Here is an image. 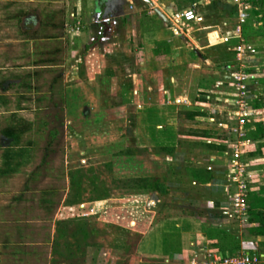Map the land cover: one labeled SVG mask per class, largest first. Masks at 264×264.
<instances>
[{"label":"crops","instance_id":"0c3cea01","mask_svg":"<svg viewBox=\"0 0 264 264\" xmlns=\"http://www.w3.org/2000/svg\"><path fill=\"white\" fill-rule=\"evenodd\" d=\"M97 1H0V194L8 191L5 185L8 176L19 174L24 164L33 161V151L38 144L34 136L48 129L46 123L30 119L28 115L55 113L62 107L64 126L67 129H73L74 126L68 125H73L78 115L87 116L88 112L90 113L91 101H95L94 105L98 107V113L102 114L106 106L99 104L100 99L102 101L104 99L105 104L111 107L116 105L118 100L122 101L130 97V104L134 109L131 115L136 116L138 120L134 128L144 133L135 139L136 152L128 150L129 152L116 154L113 162L115 170L128 171V175H121L119 178L134 181L126 189L127 191L125 190L126 192H119L104 200L106 202L103 208L105 211H110V208H141L148 213L150 217L142 237L136 244V254L146 258L152 264H201L204 259V253H202L204 247L216 250L223 255L235 254L248 248L245 243L251 244L250 240L254 239L259 243L252 247L254 249L258 247L259 253L252 254L260 257L257 264H264V251L261 249L262 245L264 246L263 238L252 234L250 230L245 231L250 226L249 222L243 223L245 227H242L244 229L242 230L229 219L228 188L230 178L234 174L232 162L234 146L227 134L230 130L229 125L219 122L217 127L208 129L209 127L199 123L203 119L216 121L217 118L212 115V112L216 111L213 106L217 100L223 99L226 95L216 93L219 92L216 90L218 87L216 80L208 82L202 75L194 79L189 91L185 84L175 85L176 81L181 80L174 74L159 75L160 68L178 64V54L183 50V46L178 45L179 43L174 45V39H181L182 34L185 36L189 34L182 29L178 31L174 27H154L147 32L148 42L146 43L148 44H144L145 46L138 52L139 64L144 67L140 73L119 76L100 67L95 74H88L87 77L81 78L79 70L83 67V61L86 60L89 52L95 49L97 43L101 47L105 46L120 34V22L126 7L136 10L142 4L129 1L122 11L113 10L117 17L113 18L109 24L110 36L106 42H100L101 37H98L101 36L104 26L101 24V18L99 20L94 18ZM150 1L153 6L142 4L145 8H150L149 12L156 13L157 17L167 22L169 19L176 20L177 14L172 13L171 6L158 4V0ZM231 1L234 2V0ZM246 2L249 3L250 9L249 18L243 30H251L249 19L255 17L256 29L253 30L261 32L260 30L264 27L262 12L264 0L259 7L254 6L251 0ZM199 3L202 2H197L193 8H190L197 18L199 6L202 7ZM219 13L221 14L222 11ZM182 22L193 23L194 21ZM214 27L210 30L204 27L199 29L201 44L197 41L195 46L189 43L190 49L196 51L192 53L196 55L195 58L189 52L185 54L192 60L188 63L189 66L198 67L199 64L211 65L215 62L223 64L225 60L233 65V62L237 60L235 54L230 52L229 46L225 55H219L220 43L210 38L211 35L213 37L216 34L219 35L224 28ZM163 43L164 47L161 46ZM232 44L233 41L229 42L231 47ZM184 47L186 48L187 45ZM254 51L257 57H262L259 61L257 57H254L256 62L253 66L259 72L254 84L255 90L259 89L260 85L264 87V44L255 45ZM192 72L199 75L198 70ZM207 83L211 84V88L205 89ZM128 84L132 87L130 91L126 89ZM196 99L206 102L196 104ZM107 100L110 103H106ZM259 101L258 97L257 102ZM252 104V114L255 116L262 114L264 119V106H260L256 101ZM81 105L87 110L80 112ZM228 107L230 108L231 105ZM174 110H179V115L181 117L183 115L185 123L188 122L187 126L195 129H190L189 134L182 132L179 127L180 122L176 125L170 117ZM193 111H201L204 114L196 116L194 120L187 119L184 113ZM263 119L258 118L256 121L264 126ZM12 127L24 130L16 141L3 133L5 129ZM49 130L53 128L50 127ZM207 131L215 135L220 133L219 136L225 139L203 136ZM257 138L249 137L251 143L247 146H249L248 156L250 157L255 152L260 153L257 144L260 141L263 142L264 138L261 140ZM121 146L124 145L121 143ZM139 148H142L146 154H143V150ZM85 156L79 157L80 162L87 161ZM66 157L68 158V155ZM42 160L43 158L40 161ZM263 165L260 167L263 168ZM73 170H75L73 167L66 169L68 182L69 178L73 177ZM30 174L35 176L37 171ZM174 184L177 187H173ZM53 191L51 188L40 190L39 193L43 196L37 200V205L49 218L16 217L11 220L3 217L5 209L12 213L15 209H17L16 212L20 211L17 201H13L15 205L10 204L0 208V264H5L9 258L17 260L19 264H28L27 258L30 259L35 255L31 250L37 253L42 250V247H29L41 243L13 241L15 234L21 236L30 229L33 232L36 231L34 233L41 231V235H44L47 228L45 222L46 224L50 222L53 228L50 229L47 242L51 237L54 240L56 229L51 221L52 219L60 220L57 219L60 216L59 213L55 214L56 205L60 202L49 201L44 196L51 192L54 194ZM28 209L33 211L35 207L29 205ZM32 222H40V225L36 228L37 225H32L34 224ZM60 229L65 231L68 226L64 224L58 227L57 233ZM63 231L61 236L57 235L54 245H58ZM74 232L75 229L71 233L74 234ZM70 236L71 234L65 240H68ZM71 245L72 243L66 241L61 251L64 250L69 255L73 254ZM59 247L57 246L55 250L59 251ZM29 253L31 255H28Z\"/></svg>","mask_w":264,"mask_h":264},{"label":"rangeland","instance_id":"374dc122","mask_svg":"<svg viewBox=\"0 0 264 264\" xmlns=\"http://www.w3.org/2000/svg\"><path fill=\"white\" fill-rule=\"evenodd\" d=\"M157 2L158 4L171 6L172 13L175 15L181 13L183 10L193 8V5L197 2H202L199 3L202 7L199 6L198 10V18L200 20L195 19L193 23H183L182 19L180 21L169 19L167 22L157 17L156 13L149 12L150 8H145L142 4L136 10L126 7L124 16L120 22V34L110 44L108 43L105 46L101 47L97 43L96 47H94L95 49L89 52L86 60L83 61L84 65L79 70L80 77L85 78L88 74H95L100 67H104L108 72L115 73L119 76L140 73L144 67H141L139 64L138 58L140 54L138 52L145 46L144 44H148L146 43L148 42L147 32L150 29L154 27H174L178 31L182 29L185 33H188L189 37L182 34L181 39H174V45L179 43L178 45H182L184 50L178 54V64L166 65L164 68H160L159 75L170 76L174 74L181 80L179 82L176 81L175 85L185 84L188 91L192 88L190 86H192L196 77L203 76L208 82H212L213 79L216 80V85H218L216 90L219 91L216 93L226 95L224 98L221 97L223 99L217 100L213 106L216 111L212 112V115L217 119L212 122L209 119H203L199 123L209 127L208 129H211L210 127H217L219 122L227 123L230 128L227 134H229V140L233 144L234 150L238 148L242 159L246 156L251 158L252 164L249 167L250 200V198L255 197L258 192L264 189V167L261 168V165L264 164V151L260 153L255 152L250 157L248 156L250 152L249 146H247L251 143L248 138L251 136L254 137L255 135L253 133L260 126L258 124L260 122L256 120L263 118L261 116L262 114L255 116L250 112L245 116L238 114L241 111L240 103L244 100V94L233 88L230 73L237 70L242 62L237 59L231 65V63L229 64L225 60L223 64L215 62L211 65L199 64L198 67H194L189 66L188 63L192 60L189 55L185 54L189 52L195 58L196 55L192 53L196 51L190 49L189 43L195 46L197 45L195 41H197L201 44L200 28L204 27L210 30L211 27L213 28L215 26L214 28L217 29L222 26L224 31L222 30L219 35L216 34L214 37L211 35L210 38L212 41L214 39V42L218 40L220 43L218 46L220 49L219 55H225L228 52L227 49L229 46L230 52L236 56V52L233 50L234 45L237 44V40L241 41L243 38L245 59L250 57L248 67L249 69L252 68L258 76V69L253 66L256 62L254 57H257L254 48L255 45L264 44V27L260 30L261 32H255L253 29H256L254 24L257 20L255 17H250L249 21L252 31L242 30L237 35L238 13L245 6L244 2L246 0H234V2L231 0H158ZM84 9L86 10V8ZM217 11H222L221 14L223 15L219 12L216 14ZM262 12L264 13V11ZM232 41L233 44L231 47L229 42ZM184 45H187V47L185 48ZM161 46L164 47V43ZM160 47L158 48L160 49ZM257 58L259 61L262 57ZM193 70H198L199 75L193 73ZM254 84H256V79L251 83L249 87L250 92L246 96L249 104L252 105L253 101H256L261 106L264 101V87L260 85L259 89L254 90ZM209 88H211V84L207 83L205 89ZM126 89L127 91L132 89L130 84H128ZM257 93H259V96H257ZM258 97L259 102H257ZM100 100L101 102L99 104L106 106V108H103L104 114L98 113V107L94 105L95 101H91L92 108H89L90 113L88 112L87 116H83L82 114L78 115L75 123L68 125L70 127L74 126L73 129H67L64 126L62 107L55 113L51 112L47 114L44 112L32 116L28 115L30 119L33 118L35 121L46 123L48 129L42 132L40 131L34 136L38 144L33 151V161L24 164L21 170L19 169V174L16 173L15 175L11 174L8 176L7 184H5L7 185L8 191H6L7 193L0 194V208L10 204L15 205L13 201H17L16 204L20 207L21 212H16L17 209H15L13 210L15 212L12 213L11 211H5V209L3 211V217L11 220H14L16 217L22 219H30L33 217H37V219L40 217L43 219L46 217L49 218L43 209L37 205V200H40L38 198L43 196V194L39 193L40 190L51 188L54 190V194L51 192L44 196L49 201L55 200L57 203L60 202L56 205L55 210V214L59 213L60 216L57 219L60 220L54 221L52 219L51 221L53 222L52 224H55L56 229L54 240H57V235L61 236L60 234L63 231V229H60L57 233V228L62 227L64 224L68 226V229L63 231V236L58 241L57 246H60L59 251L55 250L57 246L54 245L55 242L51 234L50 241L47 242L50 229L53 228L50 222L47 224L45 222L47 228L44 235H41L42 232L39 230H37L39 233H34L36 231L33 232L30 229L25 234H21V236L15 234L13 241L21 240L28 243H41L37 246H29L42 247V250L39 253L31 250L35 255L31 256L30 259L27 258L28 264H152L146 258L136 254L135 251L136 244L142 237L146 224L148 223V217L142 214L139 215V213H135L134 211H129L128 207H126V210L125 207L110 208V211H105L103 208L106 202L104 200L113 197L119 192H126V189L134 181L119 178L121 175H128V171L115 170V163L113 162L114 155L123 154V152H127L128 150L136 152L137 148L134 146L135 139L138 136L141 137L144 131L134 128L138 120H136V116L131 115L134 109L130 104V97L124 98L122 101L118 100L117 104L113 105L114 107H109L108 104H105L104 99L103 101L102 99ZM106 103H110V101L107 100ZM227 104L231 105V107L229 108ZM82 105L79 106L80 112L87 110ZM208 106L212 108L210 105ZM114 108L116 109L114 110ZM179 113V110H174L170 117L174 121V124L177 125L180 122L179 127H181L182 132L189 134L190 129L195 128L187 126L189 125L188 122L185 123V118L183 115L181 117ZM50 127L53 128L51 130L53 135L49 130ZM243 131L245 132V136L242 137L240 133ZM215 132L217 133L218 131ZM218 134L220 135V133ZM121 143L124 145L123 147ZM257 145L259 151V142ZM122 149L126 150L121 152ZM139 149L143 150L142 148ZM252 149L254 150V148ZM143 154L146 153L144 152ZM66 155H68V158ZM83 156L87 158L86 162H80L79 157L81 158ZM41 158H43V162L40 161ZM66 161L68 162L66 163ZM71 167L75 170H73V177H70L68 182V179H66V169ZM33 171H37L35 176H31L30 174ZM157 171L159 172V170ZM160 180L163 179L160 178ZM229 184L228 192L229 195H232L234 191L239 189L240 183L234 182L230 178ZM172 186L175 187L176 184ZM179 196L181 197V195ZM27 199L31 200L27 201ZM29 205H34L35 209L30 211L28 209ZM228 211H230L229 206ZM229 219L235 226L245 227L242 223L241 216L229 213ZM246 219H249L248 215ZM32 223H34L32 224L34 226L37 225L36 228L40 225V222ZM253 223L251 221L250 226L245 229L246 232L253 228ZM73 229H75L74 234H72ZM242 230L244 229L242 228ZM69 234L71 236L68 237V240H65ZM82 237L84 239L83 242ZM66 241L72 243L71 246H73L72 249L74 250V253L70 254L72 257L68 252L61 251ZM250 241L251 244L245 243L248 248L244 249V251L259 253L257 246L255 249L252 247L258 245L259 242L254 241V239ZM261 249L264 251L263 245ZM207 250L208 248L204 247L202 253H205ZM28 255L31 254L29 253ZM5 264L19 263L17 260L9 258Z\"/></svg>","mask_w":264,"mask_h":264},{"label":"built area","instance_id":"2783aa9c","mask_svg":"<svg viewBox=\"0 0 264 264\" xmlns=\"http://www.w3.org/2000/svg\"><path fill=\"white\" fill-rule=\"evenodd\" d=\"M244 5L245 6H243V9L239 11L237 17V35L242 32L243 26L246 24L249 18L250 5L248 2H244ZM175 18L177 21H180L182 19V21L184 22H192L197 19V16L193 10L189 9L183 10L181 13H178ZM233 50L236 52L237 59L241 60L242 65L239 63V68L230 73L231 84L233 88L241 91V93L244 94H242L244 100H242V102L240 103L241 111L238 112V114L240 116H245L246 114H249V112L252 113L253 111V104H249V100L247 99L246 94L250 92L249 87L251 83L256 79L257 73L254 72L252 68L249 69L248 67V64H250V57L245 59L243 38L241 41L237 40V44L234 45ZM240 136H245V132L243 131L242 133H240ZM238 151V148L232 150L234 174L231 179L234 182L240 183V185L239 189H237V191H234V193L229 196L228 206L230 211L228 212L241 216L242 223H247L248 220L246 218L249 211L250 192L249 167L252 163L251 158L247 156L242 159L241 154ZM259 260L260 257L247 251H240L235 254L223 255L216 250L208 249L204 253V259L201 261V264H257Z\"/></svg>","mask_w":264,"mask_h":264},{"label":"trees","instance_id":"16d2710c","mask_svg":"<svg viewBox=\"0 0 264 264\" xmlns=\"http://www.w3.org/2000/svg\"><path fill=\"white\" fill-rule=\"evenodd\" d=\"M251 3L256 6L259 7L263 4L262 0H251ZM161 50V49H159ZM206 101H203L201 99H196V104H205ZM259 104V103H258ZM259 106V105H258ZM261 106H264V101L263 104ZM204 113L201 111H193V112H186L184 113L185 117L187 119L193 120L195 119L196 116H202ZM28 130V129H27ZM22 132H24V130L22 129H18L17 127H12L9 129H5L3 131V133L6 136H10L13 138L14 141L18 140L19 134H21ZM51 133H53L51 131ZM203 136L207 137V138H219V139H225V137L223 136H219V135H215V133H212L210 131L204 132ZM254 137H258L260 140L262 138H264V126L260 125L256 131H255V136ZM257 138V139H258ZM259 148H260V152L264 151L263 149V144L264 142L259 143ZM262 147V149H261ZM43 162V161H42ZM126 210V209H125ZM129 211H134L135 213H139L142 215H145L146 217H148L149 219V215L148 213L144 212V210H142L141 208H128ZM248 222L253 223V228H251V233L256 235V236H260L263 238L264 241V189L261 190L260 192H258L255 197L250 198L249 200V211H248Z\"/></svg>","mask_w":264,"mask_h":264},{"label":"water","instance_id":"95a60500","mask_svg":"<svg viewBox=\"0 0 264 264\" xmlns=\"http://www.w3.org/2000/svg\"><path fill=\"white\" fill-rule=\"evenodd\" d=\"M129 1L135 3H142L149 6H153L150 0H98L96 2V9L94 12V18L99 20L101 18V24L104 26V30L101 31V38L99 39L100 42H106L108 37L110 36V22L113 18L117 17V15L113 12V10H109L108 6L110 3H115L118 5V11H122L124 6L128 4ZM123 13V12H122ZM120 14V13H119Z\"/></svg>","mask_w":264,"mask_h":264},{"label":"flooded vegetation","instance_id":"af4514ba","mask_svg":"<svg viewBox=\"0 0 264 264\" xmlns=\"http://www.w3.org/2000/svg\"><path fill=\"white\" fill-rule=\"evenodd\" d=\"M108 9L109 10H118V5L117 4H113V3H110V5L108 6ZM101 36H99L98 38H100Z\"/></svg>","mask_w":264,"mask_h":264}]
</instances>
